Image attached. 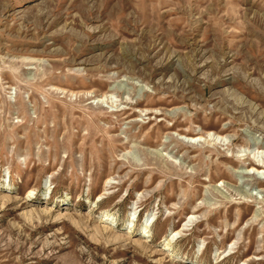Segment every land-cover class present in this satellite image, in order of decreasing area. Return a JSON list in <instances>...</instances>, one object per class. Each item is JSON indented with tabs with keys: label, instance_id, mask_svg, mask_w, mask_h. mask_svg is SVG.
<instances>
[{
	"label": "rangeland",
	"instance_id": "1",
	"mask_svg": "<svg viewBox=\"0 0 264 264\" xmlns=\"http://www.w3.org/2000/svg\"><path fill=\"white\" fill-rule=\"evenodd\" d=\"M0 264H264V0H0Z\"/></svg>",
	"mask_w": 264,
	"mask_h": 264
},
{
	"label": "bare ground",
	"instance_id": "2",
	"mask_svg": "<svg viewBox=\"0 0 264 264\" xmlns=\"http://www.w3.org/2000/svg\"><path fill=\"white\" fill-rule=\"evenodd\" d=\"M197 138H191V141H193V140H196ZM190 140V139H189ZM259 166H260V164L259 163H253L252 165H251V170L250 171H253V173H254V171H258V173H259ZM250 171H248V173H250ZM247 173V174H248ZM31 193H32V191L31 192H29V195H31ZM106 217H109L110 215L109 214H106L105 215ZM108 219V218H107ZM148 223V222H147ZM147 223H146V226H145V230H144V233L145 232H148V231H146L147 230V228H148V225H147ZM131 229V228H130ZM129 232H130V230H129ZM176 233H178L177 231H176ZM174 236V235H173ZM176 236V235H175Z\"/></svg>",
	"mask_w": 264,
	"mask_h": 264
}]
</instances>
